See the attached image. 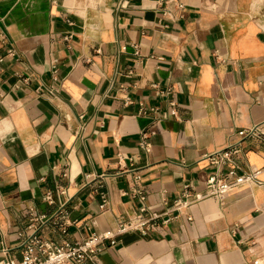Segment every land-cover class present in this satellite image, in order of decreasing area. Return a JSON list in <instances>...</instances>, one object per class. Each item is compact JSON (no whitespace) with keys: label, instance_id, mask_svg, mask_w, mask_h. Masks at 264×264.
Segmentation results:
<instances>
[{"label":"crops","instance_id":"obj_1","mask_svg":"<svg viewBox=\"0 0 264 264\" xmlns=\"http://www.w3.org/2000/svg\"><path fill=\"white\" fill-rule=\"evenodd\" d=\"M238 142L261 185L120 235L101 264H264V0H0V259L20 260L30 212L60 201L73 224L44 239L114 227L140 207L123 194L136 176L163 212L186 183L203 191L204 154Z\"/></svg>","mask_w":264,"mask_h":264},{"label":"built area","instance_id":"obj_2","mask_svg":"<svg viewBox=\"0 0 264 264\" xmlns=\"http://www.w3.org/2000/svg\"><path fill=\"white\" fill-rule=\"evenodd\" d=\"M10 55H14V50H9ZM170 89L166 91V95ZM174 106V103L171 102ZM175 112V111H173ZM244 138L260 139L263 132L259 125L242 131ZM146 138V135H143ZM142 147L150 151L151 143L143 140ZM245 153V147L241 142L227 146L225 149L206 153L203 157L214 167L212 173L207 175L204 181L203 191H197L191 183L184 185L182 195L177 197L172 204L168 205L167 200L163 203L167 209L163 212H153L145 205L147 193L138 186L139 176H136L129 185L128 190L123 191L124 195H129L140 203V207L132 214H124L116 219L115 226L103 231H94L85 237L78 239L63 238L60 241L47 240L40 235L41 229L48 225L50 221L53 225H58L63 234H67L69 227L73 224L65 207V202H59L57 209L50 215L38 214L31 211L28 217V227L30 233L22 232V258L15 259L8 249H3V258L0 264H101L100 255L106 248V243H115L118 236L128 232H136L141 237H147L156 228L167 225L178 215L187 211L193 205L208 197L216 198L220 204H224L226 195L234 188L244 184L261 185V169H246L240 162V157ZM103 176V175H102ZM58 195L65 194L66 191L57 187ZM45 200L53 203V196L48 193ZM108 204L107 199H103L100 208L104 209ZM188 221L192 216L187 214Z\"/></svg>","mask_w":264,"mask_h":264}]
</instances>
